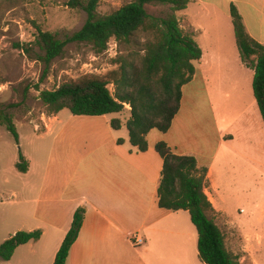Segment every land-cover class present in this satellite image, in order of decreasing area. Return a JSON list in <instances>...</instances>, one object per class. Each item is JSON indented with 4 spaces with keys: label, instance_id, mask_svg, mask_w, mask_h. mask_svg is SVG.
I'll list each match as a JSON object with an SVG mask.
<instances>
[{
    "label": "crops",
    "instance_id": "1",
    "mask_svg": "<svg viewBox=\"0 0 264 264\" xmlns=\"http://www.w3.org/2000/svg\"><path fill=\"white\" fill-rule=\"evenodd\" d=\"M232 4L238 7L250 35L264 44V0H191L182 12L212 13L214 26L183 20L203 55L195 62L193 80L183 86L181 108L171 128L167 132L151 130L145 152L132 146L129 131L126 135L120 133L127 128V119L122 120L120 129L112 127V119L119 118L113 117L104 121L103 128L69 131L73 142L85 145L70 153L63 179L59 178L63 169L54 163L48 191L38 198L35 220L28 229H42L43 234L39 240L24 244L30 246L33 255L39 256L36 246L44 242L42 259L46 257L47 264H54L76 210L84 207L83 225L66 264L161 261L152 257L149 247L154 239L170 232L168 219L187 210L159 206L157 192L164 164L156 150L160 141L176 154L196 156L200 167L209 168L211 185L207 193L215 209L219 208L214 203V193L231 189L239 178L258 170L257 165L264 166V120L253 91L255 70L241 57L231 17ZM198 75L203 86L189 101L191 106L186 104V88ZM201 101L217 130L213 140L198 132ZM121 138L123 143L118 142ZM136 235L145 239L144 245L134 244ZM190 235L198 243V236L194 232Z\"/></svg>",
    "mask_w": 264,
    "mask_h": 264
},
{
    "label": "rangeland",
    "instance_id": "2",
    "mask_svg": "<svg viewBox=\"0 0 264 264\" xmlns=\"http://www.w3.org/2000/svg\"><path fill=\"white\" fill-rule=\"evenodd\" d=\"M69 1L0 0V113L12 117L19 133L17 142L0 123V245L18 231L32 226L37 200L48 191V181L54 175V163L63 169L59 175L63 179L70 153L84 147L85 144L75 143L68 137L69 131L103 128L104 121L113 117L121 120L130 117V105H126L122 113L103 116L75 115L69 109L50 114L40 98L41 92L84 76L111 78V73L122 63L141 58L145 44L154 39L150 32L140 30L130 42L112 39L108 49L100 54L88 43L71 42L64 54L51 64L47 78L41 80L45 65L37 59L39 48L34 45L37 26L66 38L79 30L87 19V12L69 6ZM131 1L101 0L98 10L109 14ZM147 8L152 15L161 17L171 7L154 4ZM176 14L180 25L189 32L190 26L183 23L186 18L208 28L214 26L210 19L212 13L177 11ZM26 43L33 45L30 54L17 46ZM202 86L198 75L186 88V104L192 106L189 101L196 98ZM109 88L116 92L114 83H110ZM198 107L201 119L198 132L207 134L211 140L217 138V130L204 111L202 101ZM94 118L98 121L91 122ZM120 133L126 135L128 128ZM21 156L29 163L26 173L17 168ZM257 166L258 170L239 178L231 189L214 193V203L220 210L209 212L222 229L228 250L241 264H264V166ZM167 222L170 232L154 239L149 247L152 257L161 260L153 264H205L199 256L197 239L190 235L194 232L198 236L190 213L176 212ZM43 243L36 246L39 256L33 255L30 246L21 245L11 260L0 258V264H47L46 257L42 259Z\"/></svg>",
    "mask_w": 264,
    "mask_h": 264
},
{
    "label": "trees",
    "instance_id": "3",
    "mask_svg": "<svg viewBox=\"0 0 264 264\" xmlns=\"http://www.w3.org/2000/svg\"><path fill=\"white\" fill-rule=\"evenodd\" d=\"M190 2L132 0L112 13L101 14L98 10L101 0H70L68 5L85 10L87 19L79 30L66 38L37 26L34 45L39 48L37 59L45 65L41 80L47 78L53 61L64 54L71 42L88 43L100 54L108 49L112 39L120 43L130 42L140 30L150 32L154 39L145 44L141 58L122 63L111 73V78L84 76L58 88L43 90L40 98L48 113L57 114L69 109L75 115L103 116L122 113L126 105H130V117L126 122L130 143L138 151H147V136L151 130L167 132L171 128L181 108L183 86L193 80L195 62L203 55L194 33L182 28L176 14L185 10ZM154 4H168L171 8L158 17L147 8ZM231 17L241 57L255 70L253 91L264 120V44L250 35L235 4L231 5ZM17 46L29 54L33 50L29 43ZM110 83L115 84V93L110 90ZM0 123L19 142L12 117L0 113ZM111 125L120 129L122 120L114 118ZM118 142L123 143V139ZM156 150L164 160L157 192L159 206L173 211H189L198 231L199 256L205 264H241L238 257L228 250L222 229L209 215L215 209L207 193L211 185L209 168L200 167L194 155L176 154L165 141L158 142ZM17 168L24 173L29 170V163L23 156ZM85 213L84 207L76 210L54 264H66ZM42 234V229L18 231L0 245V258L11 260L19 246L39 240Z\"/></svg>",
    "mask_w": 264,
    "mask_h": 264
},
{
    "label": "built area",
    "instance_id": "4",
    "mask_svg": "<svg viewBox=\"0 0 264 264\" xmlns=\"http://www.w3.org/2000/svg\"><path fill=\"white\" fill-rule=\"evenodd\" d=\"M133 239H134V244L138 247L145 244V239L141 235H136L133 237Z\"/></svg>",
    "mask_w": 264,
    "mask_h": 264
}]
</instances>
